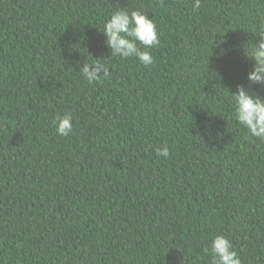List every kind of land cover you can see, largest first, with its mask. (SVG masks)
I'll return each instance as SVG.
<instances>
[{"label":"trees","instance_id":"1","mask_svg":"<svg viewBox=\"0 0 264 264\" xmlns=\"http://www.w3.org/2000/svg\"><path fill=\"white\" fill-rule=\"evenodd\" d=\"M121 9L156 23L154 65L110 55ZM262 17L264 0H0V264H210L216 234L264 264V142L229 95ZM97 62L110 78L89 85Z\"/></svg>","mask_w":264,"mask_h":264},{"label":"clouds","instance_id":"2","mask_svg":"<svg viewBox=\"0 0 264 264\" xmlns=\"http://www.w3.org/2000/svg\"><path fill=\"white\" fill-rule=\"evenodd\" d=\"M200 7L201 0H193L194 10ZM101 32L111 56H118L121 60L135 58L146 68L154 65L150 50L159 47L161 41L156 23L142 11L121 9L113 12ZM254 34L258 39L244 53L246 60L253 61L246 75L248 86L238 85L229 95L234 119L246 131V138L264 142V97L249 90L251 85L264 89V17L256 25ZM80 74L89 85L99 84L111 75L109 68L98 62L84 63ZM53 123L60 137H67L74 131L71 113L58 115ZM155 151L157 156L167 158L169 155L167 146ZM204 252L210 257V264H242L232 242L223 234L214 235Z\"/></svg>","mask_w":264,"mask_h":264}]
</instances>
